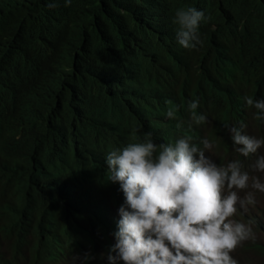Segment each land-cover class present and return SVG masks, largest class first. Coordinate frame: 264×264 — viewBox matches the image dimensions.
I'll return each mask as SVG.
<instances>
[{"label": "clouds", "instance_id": "1", "mask_svg": "<svg viewBox=\"0 0 264 264\" xmlns=\"http://www.w3.org/2000/svg\"><path fill=\"white\" fill-rule=\"evenodd\" d=\"M70 3L66 0V6ZM204 19L196 8L177 9L172 23L180 47L203 46L198 29ZM239 75L223 62L213 73L207 97L213 108L220 107L219 116L198 114L199 102L192 100L190 115L177 117L181 110L164 100L160 85L143 95L140 66L132 59L114 96L120 117L97 133L75 138L73 131L62 136L57 128L36 137L20 130L7 132L4 143L0 125V206L14 207L2 224L22 227L25 234L69 229L46 248L57 249L72 264H243L231 254L255 238L254 221L247 217L256 215L245 216L247 222L234 217L244 219L240 208L254 205L255 195L264 193L259 177L264 175V89L254 97L245 87L239 101L230 94L208 96L213 87L219 91L221 81L232 79L233 90ZM132 107L138 109L144 135L123 118ZM54 112L57 119H46L51 126L65 121ZM89 118L100 123L97 114ZM225 145L232 147L230 157ZM28 147L39 148L36 158L27 155ZM11 155L19 158L7 164ZM90 186L104 193L106 204L85 194ZM91 209L105 212L103 234L70 228L77 212ZM84 233L91 240L80 243ZM92 240H97L94 251ZM245 263L254 264L247 258Z\"/></svg>", "mask_w": 264, "mask_h": 264}, {"label": "trees", "instance_id": "2", "mask_svg": "<svg viewBox=\"0 0 264 264\" xmlns=\"http://www.w3.org/2000/svg\"><path fill=\"white\" fill-rule=\"evenodd\" d=\"M189 7L205 17L198 29L203 46L196 50L178 45L172 23L177 9ZM132 59L140 66L143 95L160 85L167 94L164 100L181 110L177 117L190 115L187 105L192 100L199 102L198 114L219 116L220 107L210 104L207 89L221 62L230 71H238L239 80L234 81L233 90L232 79L219 82V91L213 87L208 96L230 94L239 101L245 87L254 97L263 92L264 0H71L67 6L66 0H0L2 141L8 143L7 132L16 135L20 130L36 137L52 135L57 128L63 129L62 136L73 131L75 138L97 133L120 117L114 96ZM85 106L89 107L82 110ZM136 108L123 118L137 124L134 129L144 135ZM55 109L65 121L51 126L46 119H57ZM96 114L100 123L89 118ZM132 131L128 130L127 137ZM38 150L28 147L26 153L36 158ZM18 158L11 155L6 163ZM85 190L90 198L106 204L100 189L90 186ZM40 201L41 206L48 203L45 198ZM13 209L0 206V264H72L57 249L46 248L69 229L25 234L22 227L14 230L2 224V217L8 222ZM104 213L79 211L70 228L85 227L103 234ZM247 220L254 221L252 230L260 240L245 241L231 255L234 260L242 256L243 264L245 258L264 264V218L256 215ZM90 240L87 233L79 237L80 243ZM96 244L92 240V251Z\"/></svg>", "mask_w": 264, "mask_h": 264}, {"label": "rangeland", "instance_id": "3", "mask_svg": "<svg viewBox=\"0 0 264 264\" xmlns=\"http://www.w3.org/2000/svg\"><path fill=\"white\" fill-rule=\"evenodd\" d=\"M223 149L226 152H228V157H230L231 151H232V147H229L228 145H225L223 147ZM253 175H256V174H253ZM259 177L261 179V182H264V175H260ZM240 195L243 196L244 192H240ZM255 199H256V203L254 205H248L246 209L240 208V212H242V217L244 219H242L238 214L234 218L239 220V221H241V222H244L245 216H251V214L252 215H258V216L264 218V193H257L255 195ZM251 227L254 229V226L251 225ZM255 236H256V234H255ZM255 239L256 240H260L259 237H255ZM238 257L241 260V262H243L242 256H238ZM254 261H257V260L254 258Z\"/></svg>", "mask_w": 264, "mask_h": 264}]
</instances>
